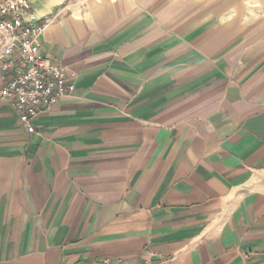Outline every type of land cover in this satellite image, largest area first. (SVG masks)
<instances>
[{
  "label": "crops",
  "instance_id": "1",
  "mask_svg": "<svg viewBox=\"0 0 264 264\" xmlns=\"http://www.w3.org/2000/svg\"><path fill=\"white\" fill-rule=\"evenodd\" d=\"M74 89L0 102V264H264V0H31Z\"/></svg>",
  "mask_w": 264,
  "mask_h": 264
},
{
  "label": "built area",
  "instance_id": "2",
  "mask_svg": "<svg viewBox=\"0 0 264 264\" xmlns=\"http://www.w3.org/2000/svg\"><path fill=\"white\" fill-rule=\"evenodd\" d=\"M50 23L48 18L38 16L31 0H0V102L12 104L30 133L36 131L34 119L74 89L67 68L41 50ZM96 264L126 263L106 257Z\"/></svg>",
  "mask_w": 264,
  "mask_h": 264
}]
</instances>
